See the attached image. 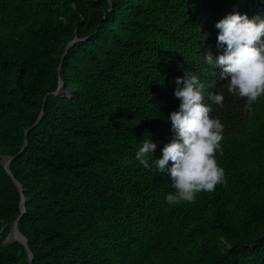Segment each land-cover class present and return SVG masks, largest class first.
<instances>
[{"label": "trees", "instance_id": "1", "mask_svg": "<svg viewBox=\"0 0 264 264\" xmlns=\"http://www.w3.org/2000/svg\"><path fill=\"white\" fill-rule=\"evenodd\" d=\"M237 12L264 17V0H0V264H264V96L246 110L204 59L222 54L215 25ZM185 73L206 105L224 96L211 116L225 182L169 206L154 161ZM149 139L145 168L135 154ZM21 194L31 263L6 240Z\"/></svg>", "mask_w": 264, "mask_h": 264}, {"label": "clouds", "instance_id": "2", "mask_svg": "<svg viewBox=\"0 0 264 264\" xmlns=\"http://www.w3.org/2000/svg\"><path fill=\"white\" fill-rule=\"evenodd\" d=\"M217 47L223 49L215 58L204 55L208 65L220 70V78L228 82L227 91L246 99V110L264 96V17L232 13L218 21ZM174 95L181 101L179 109L170 114L173 138L155 159L160 173H167L175 190L166 196L169 206L195 202L200 192H211L225 182L224 169L216 154L222 155L224 126L213 118L212 105H222L224 96L209 92L211 104L204 103L205 84L197 75L185 73L176 78ZM183 85V87H180ZM157 144L144 140L135 154L143 167L155 153ZM171 162V166H169Z\"/></svg>", "mask_w": 264, "mask_h": 264}, {"label": "water", "instance_id": "3", "mask_svg": "<svg viewBox=\"0 0 264 264\" xmlns=\"http://www.w3.org/2000/svg\"><path fill=\"white\" fill-rule=\"evenodd\" d=\"M78 39V37H74L67 45V47L74 41ZM63 84L64 82L62 81V79L59 80V85L58 87L56 88V90L53 91V93H58L59 91H62L63 90ZM41 113L42 111L40 112L39 116H38V119L39 117L41 116ZM24 146L21 147V149L19 150V152L17 154H19L22 150ZM14 157V155H4L2 157V163H3V166L5 168V170L11 175L12 179L14 180V182L16 183L18 189L20 191H22V187H21V183L13 176L11 170H10V167H9V163L11 161V159ZM20 207H21V213L19 214L18 217H16L14 219V221L11 223V228H10V231L9 233L7 234L6 236V240H17L18 242H20L21 244H23V246L25 247V250L28 254V260L29 262L31 263L32 261V257H33V254H32V251L30 250L29 246H28V243H27V238L26 236L19 230L18 228V221H19V218L20 216L22 215V213L24 212L25 210V206H24V196L23 194H21V204H20Z\"/></svg>", "mask_w": 264, "mask_h": 264}, {"label": "rangeland", "instance_id": "4", "mask_svg": "<svg viewBox=\"0 0 264 264\" xmlns=\"http://www.w3.org/2000/svg\"><path fill=\"white\" fill-rule=\"evenodd\" d=\"M60 79H61V78H60ZM60 79H59V80H60ZM62 81H63V80H62ZM58 85H59V84H58ZM63 85H64V84H63Z\"/></svg>", "mask_w": 264, "mask_h": 264}]
</instances>
